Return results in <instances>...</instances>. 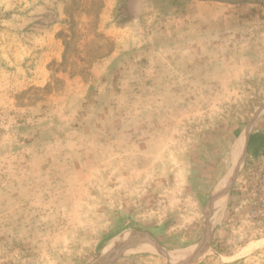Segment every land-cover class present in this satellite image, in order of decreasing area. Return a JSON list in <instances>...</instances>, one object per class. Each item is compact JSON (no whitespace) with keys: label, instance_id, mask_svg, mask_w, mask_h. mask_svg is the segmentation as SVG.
Segmentation results:
<instances>
[{"label":"rangeland","instance_id":"374dc122","mask_svg":"<svg viewBox=\"0 0 264 264\" xmlns=\"http://www.w3.org/2000/svg\"><path fill=\"white\" fill-rule=\"evenodd\" d=\"M257 134L264 0H0V264H264Z\"/></svg>","mask_w":264,"mask_h":264},{"label":"bare ground","instance_id":"6f19581e","mask_svg":"<svg viewBox=\"0 0 264 264\" xmlns=\"http://www.w3.org/2000/svg\"><path fill=\"white\" fill-rule=\"evenodd\" d=\"M248 132L249 128L245 129L234 140L230 151V169L228 173L218 182L207 203L205 213L207 214L208 228L211 225H214L216 219L221 217L225 209L229 188L237 171L241 168L243 163L245 142ZM210 229L208 231H210ZM209 233H206L207 236L209 235ZM145 250L153 251L154 247L151 245V243L147 242V240L137 235L121 234L113 238L105 247H103L98 253L97 259L91 264H107L110 260H113L117 255L121 253L128 254L129 252L131 253ZM196 252L197 250L188 249L183 254H188V256H190ZM179 254H181V252H179ZM192 259L189 257L188 260Z\"/></svg>","mask_w":264,"mask_h":264},{"label":"trees","instance_id":"16d2710c","mask_svg":"<svg viewBox=\"0 0 264 264\" xmlns=\"http://www.w3.org/2000/svg\"><path fill=\"white\" fill-rule=\"evenodd\" d=\"M263 136L261 134H257V135H251L250 138H249V142H248V146H247V150H248V155H250V152L252 150V152L256 153L258 148L263 146L262 144V141H263ZM251 152V153H252ZM249 163L248 160L245 161V167L246 165ZM248 184H249V189H251L252 191V188H253V181L252 179L248 180Z\"/></svg>","mask_w":264,"mask_h":264},{"label":"water","instance_id":"95a60500","mask_svg":"<svg viewBox=\"0 0 264 264\" xmlns=\"http://www.w3.org/2000/svg\"><path fill=\"white\" fill-rule=\"evenodd\" d=\"M248 139H249V137H248ZM247 142H248V140H247ZM246 146H247V143H246ZM245 152H246V148H245Z\"/></svg>","mask_w":264,"mask_h":264}]
</instances>
